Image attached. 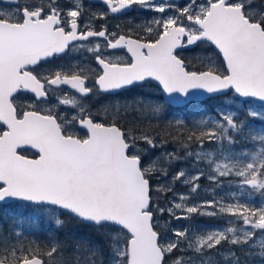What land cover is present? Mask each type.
Masks as SVG:
<instances>
[{
    "label": "snow or ice",
    "instance_id": "6c2138e0",
    "mask_svg": "<svg viewBox=\"0 0 264 264\" xmlns=\"http://www.w3.org/2000/svg\"><path fill=\"white\" fill-rule=\"evenodd\" d=\"M10 2L16 4V9L10 13L0 12V122L7 127L6 131H0V202L17 199L59 206L97 227L109 222L121 227L127 236L122 243L116 240L111 246L115 264H196L191 257L187 260L174 258L176 251H183L182 243L186 242L195 253H203L222 241L243 246L256 236L255 231L238 236L234 228H227L198 236L193 241L187 238L189 230L185 229L175 230L176 239L168 240L157 230L159 218L154 213L161 216L167 213L174 219L188 218L177 216L173 208L187 214H229L239 217L245 226L264 232V205L220 204L218 212H201L202 208L214 207L217 203L214 200L183 208L180 203L160 207L151 193H162L163 188H152L151 162L144 163L137 148L140 141L150 148L156 147L150 134L135 137L130 131H122L117 126L118 121L100 122L90 111L61 117L51 112L26 111L30 105L17 102L20 95L29 92L33 100L44 98L46 85H70L85 95L98 91L119 94L120 90L142 86L154 79L169 104L179 103L197 90L218 94L231 91L238 97L259 100L260 110H250L247 115L264 120V15L251 14L243 0H182L176 3L160 0L158 7H152L156 0H103L112 14L126 13L134 5L161 14L152 21L155 28L147 29L149 41L142 42L140 38H126L109 33L107 29L91 30L90 24L79 19L81 11H65L59 0ZM169 12L175 14L168 15ZM92 37L103 38L106 49L126 48L130 60L113 62L103 58V49L96 43L94 48L85 49L93 54L96 71L88 68L79 75L63 77L57 71L54 78L43 77L44 83H41L30 70L31 66H38L57 55L75 51L78 44ZM205 42L222 55L224 72H220L210 57L202 58L207 67L199 71L190 70V62L182 58L186 49ZM161 110L162 104L154 102L152 111ZM221 115L223 123L213 121L219 131L202 130L200 126L208 122L200 121L197 125L199 135L190 131L187 140L199 145L213 139L227 140L231 144L229 130L243 132L245 122L238 121L236 113ZM74 127L83 129L87 135L78 136ZM253 139L264 145V134ZM22 146L38 150V158L21 155L18 149L23 150ZM184 147L187 149L188 145ZM187 155L199 163L201 157L211 156V153L188 152ZM174 158V153H166L161 159L167 163ZM226 159L229 163L210 160L209 165L215 166L214 173L206 178L219 184L220 177L234 174L241 178L242 184L257 191L264 190V147L252 154V162L245 163L234 154ZM196 173L191 177L190 193L197 192L199 185L195 181L205 176L203 169L197 168ZM160 174L167 176L162 170ZM187 177L181 169L172 179H183L187 186ZM55 223L61 225L63 222L56 219ZM228 233L233 234L230 240ZM56 251L57 247H52L47 256L51 257ZM231 255L234 264H240L235 253ZM258 255L264 257V251ZM0 264L45 262L37 254L17 255L14 250L11 261L0 253Z\"/></svg>",
    "mask_w": 264,
    "mask_h": 264
},
{
    "label": "rangeland",
    "instance_id": "374dc122",
    "mask_svg": "<svg viewBox=\"0 0 264 264\" xmlns=\"http://www.w3.org/2000/svg\"><path fill=\"white\" fill-rule=\"evenodd\" d=\"M261 4V11L264 12V0ZM207 58L209 57H206V59ZM211 59L219 68L220 72H223L224 68L222 67V63L215 58ZM142 88L143 89H140L138 92L143 91L144 93L138 99H119L111 97L105 100L103 108L97 111L100 115L99 117H103L107 120V123H109L113 120H118L122 114L136 112L134 116L127 117V123L132 126L143 124V127L144 124L147 126L154 123L157 126L166 125L168 122L169 125L174 128V124H176L177 121H182L185 107L177 108L179 112L177 115H174L173 121L166 120L162 117L163 108L158 113L152 111L154 102H160L162 106L164 104L159 97L160 89L156 85ZM221 99L225 106L223 107L222 104L210 100V104L213 105V108L218 107V109H216V114L211 115V117L210 115H207L204 119H201V121L208 122L207 125H204L206 131H219L213 121L223 123L221 114L227 115L228 113H236L238 116L242 110L248 113L250 110L259 111L261 107V104L254 100H248L246 102H243L240 99L236 100L232 93L222 96ZM65 100L68 103L73 102L70 98H66ZM23 103L32 105L30 100ZM70 117H73V115ZM154 118L155 120L152 121ZM99 121L103 122L100 119ZM210 122H212L213 125H211ZM225 126L227 125L225 124ZM143 127L141 128L143 129ZM262 130H264V120L260 118H251L247 124L245 123L243 132L229 130V134L232 136L233 140L231 144H229L227 140L217 141L213 139L215 141H213L212 144H217L216 147L213 145L207 147L205 144L197 145L191 151L187 150V152H185L186 154H179L177 150L167 147L159 140H156V138H153V135L150 134L156 147L150 148L147 144L140 141L137 144V148L142 153V161L146 164L151 162L153 168V179L151 181L152 188H163L162 193L156 192V194L152 195L153 200L157 199L159 206L164 208L173 207L176 203H180L183 208L192 206L193 204H203L207 201L214 200L217 202L214 207L202 208L201 212L218 211L220 204H239L247 205L249 207H260L264 205V195H262V191L264 190L257 191L252 189L250 185L242 184L240 182L241 178L234 174H229L228 176H225L224 179L220 177L218 186L217 184L214 185L213 181L206 178L207 175L214 173L215 166L209 165L210 160H215L218 163H229V160L226 159V157L229 154H234L239 155L240 159L245 163L252 162V154L259 152L261 147H264V145L258 140L253 139L254 136L264 134ZM0 131H3V129ZM73 131H75L78 136L82 137L80 131L76 127L73 128ZM145 133L149 134L144 129H139L135 135H132L139 137ZM243 139L247 140L248 144L244 143ZM188 152H206L211 153V156H203L200 158L201 162L197 163L187 155ZM166 153H174L175 158L169 159L167 163L162 162L161 158ZM197 168L204 170L205 176H201L199 179L204 181L201 183L198 182L199 180L195 181V183L199 185V188L196 193H190L189 188L192 186L191 177L197 174ZM181 169L188 174L187 178L189 179V184L187 186L183 183V179L180 181L172 179V177ZM161 170L166 172L167 176L161 175ZM230 188L233 191H230ZM213 192H218L216 199L209 197V194ZM181 196H184L185 199H179ZM226 197H229V199ZM15 209L16 208L13 206H6L3 211L8 222L4 225V222L0 221V253L7 255L9 261H11V253L14 250L17 255H27L28 252L32 250L33 246H39L46 251L47 256V253L55 246L57 247V251L53 253L51 257L47 256V258L51 261L54 260L58 262V264H115L112 247L110 255L106 257V259H102L100 257L103 254L101 248L82 239L72 241V246L69 248L68 252L65 253L64 249L66 245L63 244V241L60 238H57L53 242H49L48 237L54 238L55 235L50 231L48 233L46 223L43 224L45 225L43 231L44 235L47 236V239L38 238L39 232L42 231L40 225L43 221L42 216L39 214L41 212L39 209L34 210L33 217L27 216L26 218L22 217L21 213L25 212L26 208L24 209L22 206L17 211L18 213ZM173 210L177 216L186 215L188 218L174 219L167 213H164L162 216L160 213H154L155 217L159 218V227L157 230L162 232L168 240L176 239L173 235L175 230L183 231L188 229L187 238L195 241L198 236H206L213 231L234 228L235 234L238 236H243V233L246 231H255L256 236L248 241L250 242L249 246L256 248L257 250L264 249V232L252 229L250 225L245 226L238 217L230 215L221 218L220 221L215 223H208L200 219L202 215L199 213L187 214L184 213L182 209L173 208ZM46 216L47 219L52 220L54 226H57L55 223L56 219H60L63 223L65 221V216L60 213V210H46ZM238 220H240L239 224L236 223ZM100 228L102 232L109 237L111 246L116 240H119L122 243L127 236L125 230L112 225L106 224ZM232 236V233H228L229 240L232 239ZM221 244H223V242H221ZM224 244V246L217 245L211 250H205L203 253H195L193 249L188 248V244L185 242L180 245V248L183 249V251H176L174 258L184 257V259L187 260L191 257L196 261V264H234V258L231 254L235 253V251L231 246L227 245V242ZM77 245H79V248H77ZM61 247L63 250L60 249ZM5 249H7V252H4ZM93 253H95V255ZM235 256L237 257L236 253ZM239 261L240 264H264V257L259 261H254L252 259L249 260L245 257L242 259L239 258Z\"/></svg>",
    "mask_w": 264,
    "mask_h": 264
},
{
    "label": "flooded vegetation",
    "instance_id": "af4514ba",
    "mask_svg": "<svg viewBox=\"0 0 264 264\" xmlns=\"http://www.w3.org/2000/svg\"><path fill=\"white\" fill-rule=\"evenodd\" d=\"M263 0H243L246 4V10L253 15L261 14ZM25 0H21V3ZM47 3L48 0H43ZM182 2V0H173V3ZM160 0H156V3L152 7H158ZM59 4L64 6L65 11L79 10L82 15L79 18L84 23L90 24L91 30L97 31L107 29L109 33H117L119 35H125L133 39L140 38L142 42H148L149 37L146 36L147 29L149 27L155 28L152 23L153 19H158L161 14L154 11H148L142 8L140 5H134L132 9L126 13L112 14L109 11L108 6L103 0H59ZM0 12L10 13L16 9V4L9 0H0ZM175 14L169 12L168 15ZM99 43L103 49V58L115 61H129L130 53L127 52L126 48L118 49H106L104 48L103 38H89L88 41L81 42L77 45L76 50H69L65 54L57 55L46 62H41L38 66H31L30 70H33V74L37 75L41 79V83H44L43 77H47L49 80L55 77V73L59 71L62 75H79L81 71L91 68L93 71L97 70V66L93 60V54L86 51L85 49L94 48L95 44ZM71 48V46H70ZM196 48V47H195ZM193 49H186L190 51ZM184 51V52H185ZM223 67L225 64L221 60ZM91 75V73H88ZM90 84V81L88 82ZM156 85L154 82L148 80L142 86H134L130 89L122 90L119 94H109L103 92H96L95 94L81 95L75 89L69 86L59 85L52 87H45L47 95L44 98L33 100V94L26 93L18 97V103L31 101L29 107L25 108L26 111L36 110L40 113L48 114L51 112L53 115L59 114L61 117L79 116L82 111H90L93 117H99V111L103 108L104 101L109 98H124L132 99L136 96L142 87ZM94 87V85H93ZM144 93V92H142ZM70 98L73 100L72 103H68L65 99ZM67 102V103H65ZM98 119L107 123L103 117ZM59 122V121H58ZM81 136L84 137L87 133L76 127ZM5 130V127L0 123V130Z\"/></svg>",
    "mask_w": 264,
    "mask_h": 264
},
{
    "label": "trees",
    "instance_id": "16d2710c",
    "mask_svg": "<svg viewBox=\"0 0 264 264\" xmlns=\"http://www.w3.org/2000/svg\"><path fill=\"white\" fill-rule=\"evenodd\" d=\"M182 58H187L186 59V63L190 62L191 64V69L190 70H202L205 69L207 67V65L205 63L202 62V58L204 60H206V57H211V58H215L216 60H220L219 56L217 55L216 51H214L213 47L210 46L207 43H200L197 45L196 48H194L193 50L190 51H185L182 54ZM143 91H141V93H138L136 96H134L133 98H140L143 93ZM234 96V98L236 100H239V98L233 93L231 92ZM160 98L161 95L159 94ZM210 100H213L216 103L222 104V106L224 107L225 104L223 103L221 97L218 98H211L205 101H201V102H191L189 105H187L184 108V114H183V119L182 121H177L175 125V127L177 128H173L171 127V125H169V123L167 122L166 125H155L154 123H151V125H145L144 127L142 126L143 124H139V125H135L132 126L129 123H127V117L130 116H134L136 114V112H132L130 114H122L121 117L117 120L118 121V125L121 127V129L123 130H127L130 131L131 134L135 135L139 129L141 130H145L147 131L149 134L153 135V138H156V140H159L160 142H162L164 145H166L169 148H173L175 150H177L179 152V154H184L185 152L191 151L192 149L195 148V146L199 145L195 142H189L187 140V135L190 131H195L197 135H199V129L197 128V125L199 124V122L201 121V119L205 118L207 115H214L216 114V109H218V107H214L213 105L210 104ZM163 114L162 117L164 119H168L170 121H173V117L174 115H177L179 110L177 108H173L172 106H170L167 103H164L163 106ZM248 113L245 111H241L240 114L237 116L238 117V121H244L246 124L250 121L251 117H249L247 115ZM155 118L152 120L154 121ZM150 121V122H152ZM237 121V122H238ZM147 123V122H145ZM258 123V122H257ZM211 125H213L212 122H210ZM139 126V127H138ZM143 127V129L141 128ZM202 128V130L206 131L205 126H200ZM240 139V138H238ZM215 140H206L205 141V145L207 147L213 145L214 147L217 146V144H212V142ZM244 143H247V140L243 139ZM242 142V143H243ZM185 145H188L187 149H185ZM29 155H32L29 152H25ZM222 179H224L225 177H221ZM204 180H199L198 182H202ZM214 185H216L217 183H213ZM218 186V184H217ZM233 187V186H232ZM218 190V189H217ZM216 190V191H217ZM230 191H233L231 188L229 189ZM156 194V191L152 192V195ZM217 194L218 192H213L209 194V197H211L212 199H216L217 198ZM227 199H229V197H226ZM154 201H157V199H155ZM6 206H13L16 209V212L23 206L24 209L26 208L25 212H21L22 213V217L26 218L27 216L33 217V213L34 210H40L41 212L39 213L42 216V223L40 225L41 230L39 232V236L38 238L40 239H47V236L44 235V223H46V226L48 228V233L49 231L51 233H53L54 238L53 237H48L49 242H53L54 240H56L57 238L61 239L63 241V244L66 245L65 246V253L68 252L69 248L72 246V241L76 240V239H82V240H86L91 244H95L97 246H99L102 250V255L100 256L102 259H106V257H108L110 255V251H111V243L109 240V237L104 234L101 230V226L97 227L94 226L92 224H88L85 223L83 221H81L80 219H78L77 217L71 215V214H66L64 212H61L62 215L65 216V221L63 224L61 225H57L54 226L53 222L51 219H47L46 216V210H58L54 207H47V206H33L27 203H23V202H12L9 204H0V221H3L4 225L8 222L5 218L4 215V211L3 209ZM22 211V210H21ZM218 212V211H217ZM18 213V212H17ZM38 214V215H39ZM230 216L229 214H224V213H219L217 215L214 216H206V215H202V217L200 218L201 220H203L204 222H208V223H215L217 221H220L221 218L223 217H228ZM235 217V216H234ZM239 218V217H238ZM236 223H240V220H238V222ZM223 244H220L221 246H224L226 243V241H222ZM227 245L231 246L237 257L239 258H247V259H252L254 261H259L260 259H263V257H261L260 255H258L259 252L264 251V249H260L257 250L256 248H252L250 247V242H248L247 244L240 246V245H232L230 243L227 242ZM61 250H63V248H60ZM32 254H37L39 257L44 259L45 264H58V262L54 261V260H49L46 256V251L43 250L41 247L39 246H33L32 250L29 251ZM28 252V254H29Z\"/></svg>",
    "mask_w": 264,
    "mask_h": 264
},
{
    "label": "water",
    "instance_id": "95a60500",
    "mask_svg": "<svg viewBox=\"0 0 264 264\" xmlns=\"http://www.w3.org/2000/svg\"><path fill=\"white\" fill-rule=\"evenodd\" d=\"M9 1H10V0H9ZM212 46H213V45H212ZM213 47H214V46H213ZM193 48H194V47H193ZM189 49H191V48H189ZM214 49L216 50L215 47H214ZM216 51H217V53L220 55V57H221L223 63L225 64V62H224V60H223V58H222V55L218 52V50H216ZM150 81L154 82V83H155V84L161 89V87L159 86V84H158L157 81H155L154 79H150ZM57 86H59V85H57ZM65 86H69V87H71L70 85H65ZM75 90L78 91V89H75ZM120 91H122V90H120ZM161 92H162V90H161ZM29 93H30V92H29ZM78 93H80V92L78 91ZM228 93H229V92H228ZM80 94H81V95H85V94H83V93H80ZM109 94H115V93H109ZM220 95H225V94L207 93V92L204 91V90H197V91L191 93L190 96H189L187 99H181L179 103L170 104V105L173 106V107H181V106H184V105H186V104H188L189 102H192V101H203V100H205V99H208V98H211V97L220 96ZM162 98H163V100H164L165 102H167L166 94L163 93V92H162ZM240 98H241L243 101H246V100H248V99H254V98H243V97H240ZM38 99H41V98H38ZM255 100L258 101V102H260V101L257 100V99H255ZM167 103H168V102H167ZM260 103H261V102H260ZM168 104H169V103H168ZM41 114H43V113H41ZM0 123L5 127V130H4V131H6V130H7L6 125H4L3 122H0ZM122 131H123V130H122ZM22 149H23V150L18 149V151L20 152L21 155H25V156H27V157L30 158V159L38 158V156H37L38 150L31 148V146H22ZM24 151H29V152H31L34 156L27 155V154L23 153ZM150 183H151V182H150ZM14 201H22V202H26V201H23V200L12 199V200H8V201H5V202H0V203H9V202H14ZM26 203H30V202H26ZM30 204H34V203H30ZM35 205H36V204H35ZM45 205H46V204H45ZM47 206L57 207V208H59L60 210H62V211H64V212H67L66 210H63L62 208H60L59 206H53V205H47ZM67 213H69V212H67ZM69 214H70V213H69ZM72 215H73V214H72ZM79 219H80V218H79ZM81 220H82V219H81ZM84 222H86V221H84ZM87 223L93 224V223H91V222H87ZM106 224H110V225H112V226L119 227V226H117V225L112 224L111 222L106 223ZM93 225H94V224H93ZM119 228H121V227H119ZM121 229H122V228H121ZM39 258H40V257H39ZM40 259H42V258H40ZM42 260H43V259H42Z\"/></svg>",
    "mask_w": 264,
    "mask_h": 264
},
{
    "label": "bare ground",
    "instance_id": "6f19581e",
    "mask_svg": "<svg viewBox=\"0 0 264 264\" xmlns=\"http://www.w3.org/2000/svg\"><path fill=\"white\" fill-rule=\"evenodd\" d=\"M190 103L184 105V106H181V107H174V108H183V107H186L187 105H189Z\"/></svg>",
    "mask_w": 264,
    "mask_h": 264
}]
</instances>
